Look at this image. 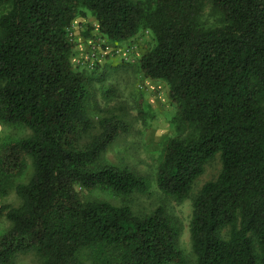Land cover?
Segmentation results:
<instances>
[{
	"label": "trees",
	"instance_id": "trees-1",
	"mask_svg": "<svg viewBox=\"0 0 264 264\" xmlns=\"http://www.w3.org/2000/svg\"><path fill=\"white\" fill-rule=\"evenodd\" d=\"M88 14L114 45L152 36L139 70L168 86L179 132L161 142L158 189L184 200L221 157L194 199L192 259L163 207L139 215L83 195L151 190L148 178L103 158L129 127L91 116L94 72L74 66L69 37ZM0 123L31 132L0 142V192L18 199L0 205L9 222L0 264L27 255L33 264H264V0H0ZM27 159L32 173L18 182Z\"/></svg>",
	"mask_w": 264,
	"mask_h": 264
},
{
	"label": "rangeland",
	"instance_id": "rangeland-1",
	"mask_svg": "<svg viewBox=\"0 0 264 264\" xmlns=\"http://www.w3.org/2000/svg\"><path fill=\"white\" fill-rule=\"evenodd\" d=\"M97 21L88 14L74 20L69 37L75 45L72 59L76 68L94 72L92 88L95 105L91 116L96 124L105 117L115 116L125 122L129 129L107 149L105 161L119 166H129L151 181V190L147 193L136 192L130 196H119L112 192L99 190L84 192L85 197L104 199L115 205H128L135 214L147 215L158 207L175 217L182 229L178 240L179 248L188 259H192L189 224L193 211L194 199L203 185L218 177L222 161L217 154L209 161L204 172L193 183L188 196L182 200L165 195L156 185L155 177L161 161V142L166 137L179 134L172 122L176 107L170 101L168 86L162 81L146 78L139 70L140 57L150 48L153 39L149 32H140L133 40L114 45L106 40L97 30ZM97 50L101 57L89 68L87 57ZM120 53H117V50ZM124 57V58H123ZM92 61V60H91ZM30 130L23 125H4L0 123V142L17 141L30 135ZM98 133V129L87 136L82 143H87ZM32 173L31 160L27 159L22 173L16 177L18 182H26ZM15 192L2 194L0 205H17ZM9 226L5 218L0 219V232ZM229 229L223 231L227 237ZM33 255L21 256L18 264H33Z\"/></svg>",
	"mask_w": 264,
	"mask_h": 264
},
{
	"label": "built area",
	"instance_id": "built-area-1",
	"mask_svg": "<svg viewBox=\"0 0 264 264\" xmlns=\"http://www.w3.org/2000/svg\"><path fill=\"white\" fill-rule=\"evenodd\" d=\"M117 53H120V50L119 49L117 50ZM100 57H101V55L98 54L97 50L94 49V51L92 53H90L89 56L87 57V60H86L87 67L93 68V65L95 63V60L97 61Z\"/></svg>",
	"mask_w": 264,
	"mask_h": 264
}]
</instances>
